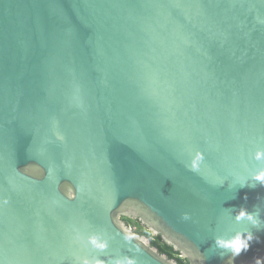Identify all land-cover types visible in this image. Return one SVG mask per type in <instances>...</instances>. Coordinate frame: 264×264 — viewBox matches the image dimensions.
Masks as SVG:
<instances>
[{"label": "water", "instance_id": "obj_1", "mask_svg": "<svg viewBox=\"0 0 264 264\" xmlns=\"http://www.w3.org/2000/svg\"><path fill=\"white\" fill-rule=\"evenodd\" d=\"M262 168L264 0H0V264H254Z\"/></svg>", "mask_w": 264, "mask_h": 264}, {"label": "clouds", "instance_id": "obj_2", "mask_svg": "<svg viewBox=\"0 0 264 264\" xmlns=\"http://www.w3.org/2000/svg\"><path fill=\"white\" fill-rule=\"evenodd\" d=\"M203 159V156L198 152L196 154L195 159L192 162V170L196 171L199 168V162ZM256 159H260L259 153L256 156ZM251 180L254 182H259L261 187H264V168L256 171ZM240 184L241 187H245L246 184L243 182L236 181ZM247 186L255 187V183H248ZM247 199V196L244 197ZM246 219L249 221L254 227L257 229L261 226V219L259 218V210L256 212H248L246 209L241 208L239 212L236 214V220L240 221ZM258 239L255 237L252 231H243L237 232L230 239H224L221 237H217L215 244L219 249H223L227 252H230L229 259L227 264H233V260L235 257L239 256L241 252H246L250 248V243L254 240ZM225 254L224 251L220 253L221 256ZM254 264H264V257H257L254 261Z\"/></svg>", "mask_w": 264, "mask_h": 264}, {"label": "trees", "instance_id": "obj_3", "mask_svg": "<svg viewBox=\"0 0 264 264\" xmlns=\"http://www.w3.org/2000/svg\"><path fill=\"white\" fill-rule=\"evenodd\" d=\"M126 224L131 227L135 233L141 236H146L151 240L152 246L156 247L161 254L167 255L170 259L176 260L179 264H188L179 253L175 252L171 247L162 242L160 237H154L152 234L140 224L138 221H134L128 218H123Z\"/></svg>", "mask_w": 264, "mask_h": 264}]
</instances>
